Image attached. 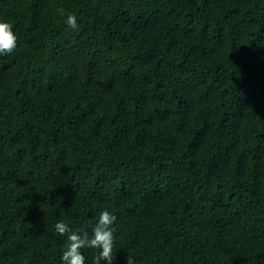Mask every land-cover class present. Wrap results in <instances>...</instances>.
Listing matches in <instances>:
<instances>
[{
    "label": "trees",
    "instance_id": "16d2710c",
    "mask_svg": "<svg viewBox=\"0 0 264 264\" xmlns=\"http://www.w3.org/2000/svg\"><path fill=\"white\" fill-rule=\"evenodd\" d=\"M0 20V264H62L55 223L91 237L105 209L112 264H264V0H0Z\"/></svg>",
    "mask_w": 264,
    "mask_h": 264
},
{
    "label": "clouds",
    "instance_id": "9594fccd",
    "mask_svg": "<svg viewBox=\"0 0 264 264\" xmlns=\"http://www.w3.org/2000/svg\"><path fill=\"white\" fill-rule=\"evenodd\" d=\"M58 14L66 17V23L71 28H77L76 17L72 13H65L63 8H59ZM17 47V36L13 31L11 23L0 20V55H10ZM116 216L108 210H103L99 213L98 222L94 224L92 236L89 237L87 232L79 233L72 231L69 226L63 221L55 223V231L60 235H67V247L63 251L61 260L62 264H85V256L82 255L81 249L92 248L96 249L97 254L92 260V264H101L102 261H107V264H112L113 246H114V222ZM128 264H135L133 257L128 254Z\"/></svg>",
    "mask_w": 264,
    "mask_h": 264
}]
</instances>
